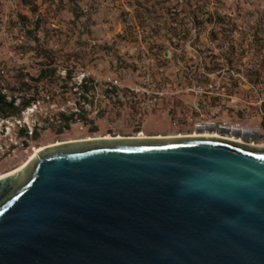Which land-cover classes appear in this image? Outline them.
<instances>
[{
  "label": "rangeland",
  "instance_id": "obj_1",
  "mask_svg": "<svg viewBox=\"0 0 264 264\" xmlns=\"http://www.w3.org/2000/svg\"><path fill=\"white\" fill-rule=\"evenodd\" d=\"M0 94L29 104L0 116V175L67 140L259 128L264 0H0Z\"/></svg>",
  "mask_w": 264,
  "mask_h": 264
},
{
  "label": "water",
  "instance_id": "obj_2",
  "mask_svg": "<svg viewBox=\"0 0 264 264\" xmlns=\"http://www.w3.org/2000/svg\"><path fill=\"white\" fill-rule=\"evenodd\" d=\"M0 264H264V147L113 137L0 178Z\"/></svg>",
  "mask_w": 264,
  "mask_h": 264
},
{
  "label": "flooded vegetation",
  "instance_id": "obj_3",
  "mask_svg": "<svg viewBox=\"0 0 264 264\" xmlns=\"http://www.w3.org/2000/svg\"><path fill=\"white\" fill-rule=\"evenodd\" d=\"M241 124L242 123H240V122H237L234 125H229V124L225 123V126H221V125H218L217 123L215 124V123H212V122L211 123H204V124H200L202 126L201 128H197V126H196V131L203 130L204 128L207 129L205 127L206 125H210V126L212 125V127H213L212 132H217L218 131L221 134H230V135L233 134L237 138H241L243 140V142H244L243 144H247V145H251V146H254V144H255L256 146H258V142L264 140V122H259V128L242 126ZM233 127L249 128L252 131L247 132V133L246 132H242V131H237V130L234 131V130H232ZM208 130H210V129H208ZM139 135L130 136V138L140 137ZM148 137L149 138H154V137H159V136H147L146 135V138H148ZM259 145H261V144H259Z\"/></svg>",
  "mask_w": 264,
  "mask_h": 264
},
{
  "label": "bare ground",
  "instance_id": "obj_4",
  "mask_svg": "<svg viewBox=\"0 0 264 264\" xmlns=\"http://www.w3.org/2000/svg\"><path fill=\"white\" fill-rule=\"evenodd\" d=\"M204 124V123H203ZM202 126L201 125H198L197 126V128H201ZM207 129H203V130H200V131H196V132H194V134H192L191 135V137H223V138H225V139H229V140H233V141H237V142H240V143H244L243 142V140L241 139V138H237L236 136H234L233 134H231V135H228V136H222L221 135V133L219 134V133H217V132H212V129H213V127H212V125L210 126V125H206L205 126ZM208 129H210V130H208ZM232 130H237V131H242V132H250V131H252V130H250L249 128H239V127H233L232 128ZM233 132V131H232ZM141 137H143V138H145L143 135H140ZM94 138H97V136L96 137H94ZM94 138H92V137H86V139L85 140H78V142L79 141H86V140H94ZM105 138H108V139H110V137H105ZM172 138V137H171ZM98 139V138H97ZM71 142H77V140H67V141H64V142H62V143H55L54 145H52V146H55V145H59V144H64V143H71ZM254 146H256L255 144H254ZM264 147V144H261V145H259L258 144V146H256V147ZM49 147H51V146H49ZM45 148H47V147H42V148H34L33 150H32V152H31V154H30V156L20 165V167L19 168H17L16 170H12V171H10V173H8V174H11V173H13V172H15V171H17L18 169H20V168H23L30 160H32L35 156H37V154H38V152L40 151V150H43V149H45ZM8 174H3V175H0V178H2V177H4V176H6V175H8Z\"/></svg>",
  "mask_w": 264,
  "mask_h": 264
},
{
  "label": "trees",
  "instance_id": "obj_5",
  "mask_svg": "<svg viewBox=\"0 0 264 264\" xmlns=\"http://www.w3.org/2000/svg\"><path fill=\"white\" fill-rule=\"evenodd\" d=\"M26 107H29V104H23L22 106H15V100L11 99L10 102L6 101L5 96L0 94V116L9 117L19 115ZM22 135L27 136V132L21 130ZM34 134V131L33 133Z\"/></svg>",
  "mask_w": 264,
  "mask_h": 264
},
{
  "label": "built area",
  "instance_id": "obj_6",
  "mask_svg": "<svg viewBox=\"0 0 264 264\" xmlns=\"http://www.w3.org/2000/svg\"><path fill=\"white\" fill-rule=\"evenodd\" d=\"M115 84H117V83H115ZM135 92V91H134ZM137 93H139V91L137 90ZM89 106H91V105H89ZM33 133V132H32Z\"/></svg>",
  "mask_w": 264,
  "mask_h": 264
}]
</instances>
